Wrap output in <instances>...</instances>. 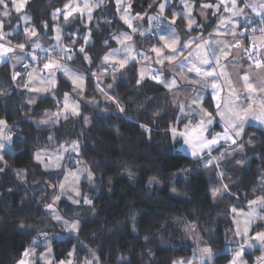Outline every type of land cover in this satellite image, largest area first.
<instances>
[{"label": "trees", "instance_id": "obj_1", "mask_svg": "<svg viewBox=\"0 0 264 264\" xmlns=\"http://www.w3.org/2000/svg\"><path fill=\"white\" fill-rule=\"evenodd\" d=\"M69 1H28L26 12L41 43L51 41V13ZM104 1L113 17L112 0ZM159 1L129 0L130 10L133 14L153 12ZM173 1L172 6L178 7L177 0ZM166 12L169 15L171 7ZM173 26L185 33L183 17L179 16ZM73 29L71 26L67 31ZM103 33V29L101 34L94 31V41L85 47L90 68L85 67L80 55L67 62L88 75L84 96L97 100V105L83 104L78 117L61 122L57 128L37 129L28 118L60 107L71 85L59 76L54 98H42L29 107L25 91L12 79L20 68L12 70L7 63L0 66V119L13 132L15 150L13 155L5 156L0 172V264H15L25 250L30 253L34 240L52 238L59 232L44 207L51 203L64 167L46 171L33 155L66 140L75 142L78 156L94 179L92 184L81 182L77 205L65 200L57 203L60 214L68 221L79 220L80 226L74 235L52 239L55 261L72 253L76 263L92 255L98 264H172L191 253L177 228L178 223L190 222L197 223L206 244L218 253L231 228V206H243L260 193L257 186L264 175V131L255 127L245 130V156L240 161L218 159L216 164L215 159L209 163L205 157L186 156L179 151L181 138L172 132L180 129L181 122L177 123V111L168 93L151 78L139 80L135 65L103 78L108 98L95 87L87 70L100 63L107 49L102 45ZM7 37L15 45L25 40L22 31ZM152 37L148 39L152 41ZM70 38L65 31L64 42ZM77 43L81 44L80 38ZM248 140L250 145H246ZM125 171L135 174L133 182L121 175ZM149 178L157 179L161 187H149ZM223 185L228 186L227 190ZM213 191L220 193L217 203L212 202ZM85 199L91 203H85ZM18 225L27 226V233H20ZM229 259V254H217L212 264H226Z\"/></svg>", "mask_w": 264, "mask_h": 264}, {"label": "rangeland", "instance_id": "obj_2", "mask_svg": "<svg viewBox=\"0 0 264 264\" xmlns=\"http://www.w3.org/2000/svg\"><path fill=\"white\" fill-rule=\"evenodd\" d=\"M28 1L29 0H15L16 3H23V7L20 9L19 12L16 11L15 7L13 6V3L10 2V0H5L7 8H5L3 5H0V35L5 33L8 36L18 31H22L25 34L24 44L25 46L29 47L30 52H52L57 55V58L59 60L65 61L66 65L62 64V67L69 69L70 72L75 73L77 76H81L83 78V87L79 88L75 84H73L72 79L69 78L68 75H65L64 72L56 71L54 76L55 84H50L49 81L52 79V77L49 76L48 71H40V69H43V65L48 58H41V63H37L35 62L36 59H33L34 56H30V61L32 62L31 67L28 69V76L26 82L20 86L25 91L24 98L26 104L29 107H32L35 104V101L40 97L54 98V90L57 87V80L59 76L64 80L68 81V83L71 85V92L67 93L70 98L69 102L77 104L79 106V112L78 114L74 115L71 113V111H67L64 109V97L66 94L65 93L61 98L60 107L53 111V116L56 120H62L67 117L68 119L71 117H78L81 113V106L83 104L90 107H94L97 105V100L84 96L85 77L88 75L83 74V72H81L80 70H75L74 68L71 69V66L67 63L70 62L76 55H80L83 59V62L85 63V67H91V59L86 53L85 47L91 45L94 41V38L92 36L94 31H100L101 34L102 29L104 30L102 45L107 46V49L103 52L100 58V63L96 65V67L87 70L90 74L98 77L100 76L97 75L98 73H105V71L107 70L117 72L122 70L118 66H113L112 59H110L108 62L104 60V57L112 53L114 49L119 50L116 53L114 59H123L125 56L128 55V53L124 50V45L118 42L121 38V33H128L132 36V40L126 41V43L130 44L132 48L135 49L133 55L135 57L137 55L145 57L148 55L147 52L149 50V47H147V45L145 46L143 42H145V40H148L150 34H152L153 36L152 40L157 41L160 45L163 43V41L159 40L160 34H162L165 39H169L170 32H174V38L179 39L180 37L181 39V35L179 34V32L175 29L174 26H172V21L176 22L179 16L183 17V19L185 20L186 28L188 30H190L188 25L191 21H194L191 29L202 28V24L199 22L200 17L199 15L197 16L195 7V4L198 2V0H177L176 4L178 7L172 6L174 4L173 0H160L157 3L155 11L144 14H133L129 7V0H120L119 3L118 0H112L115 6V14L113 17L109 16L108 10L105 7L104 0H88L90 6L98 5L96 7H92L90 12L87 10H73L75 9L76 5H80V7L83 8L85 0H70L65 5H63L61 10H56L51 13V18L53 19V25L51 27L52 34L50 36L51 41L48 44H44L38 40L37 34L34 36L31 35L34 29L30 24V17L26 12V5ZM199 2H201V4H210L207 0H199ZM161 4L165 5L162 13L160 9ZM216 4H218V2L210 5H213V9H215V13L217 14L218 9L215 7ZM66 5H71V7L66 8ZM169 7H171V13L168 15L166 10ZM5 11L8 12L7 16L3 14ZM69 12H71V15L67 16L66 19V15ZM12 13H15L16 19H14L15 16L14 18L12 17ZM174 13L176 15H174ZM224 15L226 16V14ZM124 16H127V18L131 20L132 27L137 29L136 32H133L132 28H130L128 24L125 23L124 19H122V17ZM153 17L158 18L152 19ZM115 19L117 20V22L114 21ZM5 22L7 23L5 24ZM4 25H7L9 27L8 31H4ZM71 26H74L73 31H67V29ZM57 30H59V40L56 39ZM65 31L67 32L68 36L71 37L67 40V42H64L63 40ZM34 32L36 33V31ZM140 33H143V35H141ZM78 38H80L81 44L77 43ZM137 41H139V43H137ZM37 43L40 45V48H36L34 46ZM160 45H157L156 43L153 44V47ZM81 48L84 49L83 52L80 51ZM72 49L74 50V52H71ZM13 56L16 60H20L23 58V55L19 53H16ZM85 57H87V59ZM129 64H134V61L132 62L131 60L126 65ZM10 67L13 68V64H11ZM137 72L139 80H141L140 74L141 72H143V70L140 66L137 67ZM153 72L155 74L158 73L156 71ZM29 73L32 74L31 77L29 76ZM147 76L148 75L144 73V78H146ZM102 80V76H100V78L97 80V83H95L94 81L93 83L95 87L98 90L102 91V94L108 98V96H106V92L103 91ZM35 89H40V91H36ZM198 113L200 114L199 109ZM48 116L49 115H44L39 120H33L34 125H36L37 128L45 127V124L42 125L41 121H47L49 119ZM87 119L88 118L85 117V120ZM0 121H4V119H0ZM12 138L13 132L7 125V123L5 122L3 125H0V145H2V147H0V172L2 171L3 166L5 164V156L13 155L15 152L14 148L12 147ZM246 145H250V140L246 142ZM74 146H76L75 142L71 141L62 143L58 148H43L42 150H39L34 153L33 159L35 162L39 163L45 170H56L64 167V172L61 176L59 184L65 182V176L69 172L77 173L78 183L76 187L80 192L81 182H87L89 184H92L94 176L87 167V165H85L82 159L78 156L77 151H72ZM241 147H244V145H241ZM66 149L69 150L67 152V155L65 154ZM234 151L238 153V156L236 158L238 161H240V159H244V151H242L241 148L238 147ZM38 153L41 155V159L43 162L36 158ZM226 154H223V157H225ZM231 156L233 157V152H231ZM60 157H62V159H59ZM71 157H73L74 160H71ZM223 157H218L215 160L216 164L218 162V159L220 161L226 160ZM57 159H59L60 167H45L46 164H54ZM244 165H246V162H244ZM89 172L91 173V179H89ZM121 175L126 177L130 182H133L135 180V174L131 172L125 171L122 172ZM219 178L221 179L220 173ZM59 184L57 185L54 197L51 203L49 204L52 207L49 208V205L44 207L51 220L56 224L59 232L55 233L52 238H45L40 241L34 240V245L29 253V261L31 264H36V262L38 264H89V262L90 264H98L96 258L92 255L81 263H76L74 261L72 253L71 255H68V257L64 260L55 261L53 258L52 250L50 247L52 239L61 240L66 235H74L80 226L79 220L68 221L60 214L59 210L57 209V203L60 200H65L70 204L77 205L79 202L74 203L73 200L79 201L80 195L76 196L75 192L71 191L70 189H67V185L65 193L61 195ZM147 185L149 187L154 185L161 187V183L154 178H149L147 181ZM257 189L260 193L254 196V198L246 201L243 206H231L228 216L231 228L227 232L224 241V247L218 253L213 252L211 250L210 257L202 252V249L209 248V246L206 244L201 232L197 229V223L190 222L188 225L184 223H178L177 228L178 231H181L183 244L189 247L191 253L188 257L175 259L172 264H212V260L217 254H229L230 259L226 264H232L235 253L237 251H241V249L242 252L239 257L238 264H264V259H261L262 257H264V243L252 239V237L257 232H264V218H262L264 217V206L260 204L252 205V208H255L256 215L254 218H251L252 222L248 237H244L243 235H236L237 228L239 227L242 231L245 224V220L248 219L246 214L251 211V208L249 207L250 202L256 200L260 196H264V175L258 179ZM171 194L174 193L171 192ZM219 194L220 193L216 191H213L211 193L213 203H217ZM57 196H59V199H57ZM233 208H236L238 211L243 212L245 215H237L236 213H233ZM56 215H59L61 219H55ZM65 221H68V225L64 223ZM72 222H78L79 224L78 229L75 231L70 230L69 228V225ZM17 230L20 233L25 234L28 231V227L25 225H18ZM249 243L252 245L251 247L248 246Z\"/></svg>", "mask_w": 264, "mask_h": 264}, {"label": "snow or ice", "instance_id": "obj_3", "mask_svg": "<svg viewBox=\"0 0 264 264\" xmlns=\"http://www.w3.org/2000/svg\"><path fill=\"white\" fill-rule=\"evenodd\" d=\"M13 3L16 11L19 12L20 9L23 7V3H16L15 0H10ZM120 0H118V3ZM225 4V0H220L215 7L219 10L221 5ZM0 5H3L7 8V4L5 0H0ZM98 5H89L88 0H85L83 8L80 5H76L75 9L73 10H87L91 11L92 7H96ZM231 6L236 8V11L232 13L233 16L241 15L243 13L242 8L237 7V0H231ZM66 8L71 7V5H66ZM130 7V6H129ZM165 5L161 4L160 9L161 13L164 10ZM204 8L213 7V5L205 4L202 5ZM248 7L255 8L256 5H248ZM261 8H264V5H260ZM127 11V10H126ZM5 16L8 15V12L5 11L3 13ZM71 15V12L67 13V16ZM174 15H176L174 13ZM139 18V17H137ZM158 17H153L152 19H157ZM125 23L128 24L130 28H132L133 32H136L137 29L132 27L131 20L127 18V16L122 17ZM173 23L175 21H172ZM194 21L189 22V29H191L192 24ZM224 26L223 20L221 21V27ZM143 35V33H140ZM31 35H36L33 31ZM233 35H235L233 33ZM174 32H170L169 39H165V37L161 36L159 38L160 41L163 43L159 47H152L149 49L150 52L155 54L156 63L161 65H175L176 70V77L180 80L184 81L188 84H196L201 85L205 89H211V99H215L217 103L214 105L215 113L207 111L203 108V98L197 94L195 97L192 98V105H196V107H192V105H188V108L191 110L189 113H185V115H190L192 112H196L197 108L201 114V118L198 121H195L193 124L191 121L189 124L185 125L184 132H177L173 129L174 135H179L185 138V144L188 145L189 149L191 150V154L193 156H198L203 152H210L212 148H214L221 140H231L235 142L233 138V133L236 137L241 135L243 130V125L247 122L249 118L256 119L261 123H264V103L261 104V110L257 113L253 108L252 104H248L247 106L241 105L238 101L241 99L242 94L245 95L246 99H251V95L253 93H264V78L260 79L257 83L252 81V78L248 74H244L243 76H239L237 74V82H233L231 79L230 73L228 72V65L223 64L222 60H227L228 57L232 54L228 49L235 47L240 48L241 44L237 40L234 44H228L222 40H212V41H205L203 43H197L195 50L191 49V44L195 43V41H185L181 43L178 38H174ZM59 30H57V37L56 39L59 40ZM132 36L128 33H121V38L119 39V43L124 45V50L128 53L123 59H114L116 53L119 51L118 49H114L112 53L106 55L104 60L108 62L112 59L113 66H118L120 69H123L128 62L135 59L133 52L135 51L134 48L130 44H127L126 41H131ZM214 45V47H213ZM36 48H40V45L37 43L34 45ZM16 48H19L21 51L25 48V44L21 43L16 45ZM181 49H189L188 55L183 56ZM83 48L80 49L83 52ZM247 51V49H244ZM14 49L12 47H6L0 44V61H2L10 52H13ZM251 56V54H249ZM71 58V57H69ZM87 59V57H85ZM145 59H150V57L145 56ZM36 59V57H33ZM179 59V64H176V61ZM254 63L257 68H264V61L259 59H254ZM47 70L48 74L52 79L49 81L50 84H55V72L62 71L65 75H68L69 78L72 79L73 84L77 87H83V78L81 76H77L75 73L70 72L69 69L62 67L60 62L54 58L49 57L47 61L43 65V69L40 71ZM141 79L144 78V72H141ZM31 77L32 74L29 73ZM152 79L157 80L160 83H163L166 88L171 91L173 88L178 87L177 78H173L171 81L161 80L160 74L157 73L156 75H152ZM242 81V83H241ZM140 81H137L139 83ZM257 84L259 86H257ZM111 87V85H109ZM36 91H40V89H35ZM75 90V89H73ZM224 93V95H222ZM70 98L68 94H65L64 97V109L67 111H71L72 114H78L79 106L75 103L69 102ZM122 110V109H121ZM180 111L184 112V106L180 107ZM216 116H220V118L225 123V128L222 133L212 134L211 136L207 135L209 126L213 123ZM47 121H41V123H46ZM5 122L0 121V125H3ZM2 147V145H0ZM78 147L74 146L72 151H77ZM38 160H41V155L38 153L37 157ZM59 159H62L60 157ZM59 159L56 160L54 164H46L45 167H60ZM215 159V158H213ZM211 163V161H209ZM71 177V179H70ZM89 179H91V173L89 172ZM78 183V176L75 172H69L65 176V182L59 184V188L61 190V195H63L67 189L75 192L76 196L80 195L76 185ZM225 190H227V185L223 186ZM215 195V194H214ZM59 199V196H57ZM74 203H78L79 201L73 200ZM85 203H91L90 200L85 199ZM260 204L264 206V196L258 197L256 200L250 202L249 207L251 211L246 214L248 219L245 220V224L243 230L241 231L240 228H237L236 235H243L244 237H248V233L250 231L251 226V218H254L256 215L255 208H252V205ZM52 206L49 205V208ZM233 213L237 215H245L243 212L238 211L236 208L232 209ZM264 218V217H262ZM55 219L60 220L61 217L59 215L55 216ZM68 225V221L64 222ZM78 222H72L69 225L70 230H77L78 229ZM252 239H255L258 242L264 243V232H257ZM249 247L252 245L249 243ZM204 254H207L209 257L211 256V249L204 248L202 249ZM241 251H237L233 257L232 264H238L239 257L241 255ZM29 255L28 252H25V256ZM71 255V253H69ZM261 259H264L262 257ZM21 264H24V261H21ZM90 264V262H89Z\"/></svg>", "mask_w": 264, "mask_h": 264}, {"label": "crops", "instance_id": "obj_4", "mask_svg": "<svg viewBox=\"0 0 264 264\" xmlns=\"http://www.w3.org/2000/svg\"><path fill=\"white\" fill-rule=\"evenodd\" d=\"M207 1L210 4L220 2L219 0H207ZM202 5H205V4H201V2H199V0L195 4L197 16L199 15V17H200L199 22L202 24V28H200V29L194 28V29L188 30L186 28L185 20H184V22H185V26H184L185 33H181L179 30H177L175 28L179 32V34L181 35V39L179 37L180 42L195 41V43L191 44L192 50H195L197 43H203L205 41L222 40V41H225L226 43H228L230 45L234 44L237 41L234 39V37L238 36L241 33L244 25H246V23L248 21L252 20L254 17H261L264 19V8L260 7V5H264V0H237V7L243 9V13L241 15H237V16L232 15V13L234 11H236V8H233L231 6V0H225V4L221 5L217 14L215 13V9H213V7L204 8V7H202ZM248 5H256V7L255 8L248 7ZM224 14H226V16ZM13 15H15V13H12V16ZM222 20L224 22L223 27H221V21ZM7 22H8V20H7ZM7 22H5V24ZM207 25H209V26L207 27ZM5 26L6 25L3 26L4 31H5ZM172 26H173V24H172ZM233 33L235 35H233ZM161 36H163V35L160 34V37ZM148 41H150V40L149 39L145 40V42H143V44L147 45V47H149V49L153 47V44L157 43V45H160L157 41H154V40H152L150 42H148ZM137 43H139V41H137ZM253 43L258 48H260L261 60L264 61V39L262 37H255L253 39ZM0 44L4 45L6 47H12L13 49H14V47H16L15 44H12L9 41V38L7 37L6 34L0 35ZM240 44H241V42H240ZM156 47H159V46H156ZM213 47H214V45H213ZM23 50L29 51V47L25 46V48ZM228 50L232 54L228 57L227 60H222V63L228 65L227 70L230 73V76H231V79L233 80V82H237V74H239V76H243L244 74L250 75V77L252 78V81L254 83H257L260 79L264 78V68L253 69L246 64V62L243 58V54H242V44H241L240 48L232 47ZM188 51H189V49H181L183 56H187ZM16 53L22 54L23 58L20 60H16L15 57L13 56ZM147 54H148L147 57H150V59H145L144 57H142V60H141L142 63H140V64H137V61L135 60L136 58L134 60H132V62L134 61V64H132V65L136 66V70H137V67L140 66L142 68L143 72L146 75H148L146 78H151L152 75H156L153 71H156L160 74L161 80L171 81L173 78H177L178 87L173 88L171 91H169V89L166 88L163 83H160L157 80L151 78L159 86H161L162 88H164L166 90V92L169 95L171 102L173 103V106L175 107V109L177 111V123L181 122L180 129L174 128L177 132H184L185 131V125L189 124L190 121L194 124L195 121H198L201 118V114L198 113V108H197L196 112H192L190 115H187V116L185 115V113H189L191 111L188 108V105H192V98L195 97L197 94H199L203 98V104H202L203 108H205L209 112L215 113L214 105L217 103V101L215 99H211L212 94H211L210 88L205 89L201 85L185 83L184 81H182L178 77H176L175 65H167V66L161 65L159 63H156V57H155L154 53H152L148 50ZM30 60H31L30 55H27L25 53L18 52V51L14 50L13 52H10L7 55V57H5L2 61H0V66L7 63V64H9V66L11 64H13V68L10 67L12 70L20 68L19 71H15L12 75L13 81L20 87L21 85H23L26 82V79L28 76V69L31 67V63H32ZM41 61H42L41 59L35 60V62H37V63L38 62L41 63ZM179 62L180 61L178 59L176 61V64L178 65ZM26 63L29 64L28 68H24V65ZM64 65H66V63ZM129 65H131V64H129ZM129 65H126L123 69L125 70ZM70 68L72 69L74 67L71 66ZM123 69L121 71H123ZM75 70H77V69H75ZM111 72H113V73H111L110 75H109L108 71H105V73H98L97 75L102 76V79H103V77L113 76L114 71H111ZM116 72L117 71H115V73ZM22 73H26L25 79L18 78V74H22ZM83 74H85V73H83ZM85 79H86V77H85ZM241 83H242V81H241ZM257 86H259V85L257 84ZM85 88L86 87H84V91H85ZM222 95H224V93H222ZM245 95H247V94L241 95V99L238 101V103L241 105H244V106H247L248 104H252V108L257 113H259L261 110L260 106L262 103H264V93H259V92L253 93L251 95V99H246ZM42 98H45V97L38 98L35 101V103ZM181 106H184V112L183 113L180 111ZM192 107H196V105H192ZM53 111L54 110H47V111H44L43 114L39 117H36V118L30 117V118H28V122H30L35 128H37V126L34 125L33 120H39L44 115H49L48 116L49 119L47 120V122L41 123L42 125L45 124L44 125L45 127L37 128V129H48V128L51 129V128H57L61 122L70 119V118L68 119V117H67V118L62 119V120H60V119L56 120L55 117L53 116L54 115ZM248 127H255V128H258V129H261L262 131H264V123H261L260 121H258L256 119L249 118L247 120V122L243 125V130H242L240 136L236 137L234 135V133L232 134L235 142H232L231 140H228V141L221 140L214 148H212V150L210 152L206 151V152L201 153L198 156H193L191 154V150L189 149L188 145L185 144V138L178 135L181 138L179 151H181L183 154H185L186 156H188L192 159H200L201 157H205V158H207L206 160H209V161L213 158H215V160H216L218 157H220V158L223 157V154H226L227 152H230V153H227L226 156L223 157L226 160L237 158L238 153L234 150L239 147V148H241L242 151H244V147H241V145H243L245 141L243 142L242 138H243L245 130ZM224 128H225L224 121L220 118V116H216L213 123L209 126L208 132L206 134L211 136L212 134L222 133ZM172 132H173V130H172ZM66 142H70V141L66 140V141H63L62 143H66ZM62 143H60L56 148L60 147V145ZM237 145H239V146H237ZM40 150H42V149H40ZM68 151L69 150L66 149V151H65L66 155H67ZM231 152H233V157L231 156ZM49 170L50 169H48L46 171H49ZM44 210L46 212V209H44Z\"/></svg>", "mask_w": 264, "mask_h": 264}, {"label": "built area", "instance_id": "obj_5", "mask_svg": "<svg viewBox=\"0 0 264 264\" xmlns=\"http://www.w3.org/2000/svg\"><path fill=\"white\" fill-rule=\"evenodd\" d=\"M152 34L149 35V37H151ZM255 37H262L264 39V19L261 17H254L252 20L248 21L246 23V25H244L241 33L234 37L235 40H238L241 42L242 44V54H243V58L246 62V64L253 68V69H257L255 63H254V59H259L261 60V54H260V48H258L254 43H253V39ZM247 49V51H245L244 49ZM15 51L18 52H22L25 53L27 55H33L34 57H36V59H41V58H54L56 60H58L61 64H65V62H63L62 60H59L57 58V55H55L52 52H30L28 50H23L21 51L19 48L14 47ZM251 54V56L249 55ZM136 61L137 64L142 63L140 60H142L141 56H136ZM262 61V60H261ZM29 64L26 63L24 65V68H28ZM90 77L92 78V80L97 83V80L100 78V76H94V75H90ZM18 78H22L25 79L26 78V73H22V74H18ZM105 78V77H103ZM71 160H74L73 157H71ZM208 161H204V164L207 165Z\"/></svg>", "mask_w": 264, "mask_h": 264}, {"label": "water", "instance_id": "obj_6", "mask_svg": "<svg viewBox=\"0 0 264 264\" xmlns=\"http://www.w3.org/2000/svg\"><path fill=\"white\" fill-rule=\"evenodd\" d=\"M25 252H27V250L22 253L21 258L15 264H21V261H24V264H31L29 261V255L25 256Z\"/></svg>", "mask_w": 264, "mask_h": 264}]
</instances>
